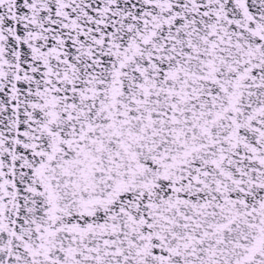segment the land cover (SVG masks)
I'll use <instances>...</instances> for the list:
<instances>
[{
  "label": "snow or ice",
  "instance_id": "1",
  "mask_svg": "<svg viewBox=\"0 0 264 264\" xmlns=\"http://www.w3.org/2000/svg\"><path fill=\"white\" fill-rule=\"evenodd\" d=\"M0 264H264V0H0Z\"/></svg>",
  "mask_w": 264,
  "mask_h": 264
}]
</instances>
